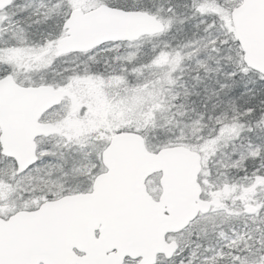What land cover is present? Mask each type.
I'll return each mask as SVG.
<instances>
[{"label":"snow or ice","instance_id":"snow-or-ice-1","mask_svg":"<svg viewBox=\"0 0 264 264\" xmlns=\"http://www.w3.org/2000/svg\"><path fill=\"white\" fill-rule=\"evenodd\" d=\"M0 264H264V0H0Z\"/></svg>","mask_w":264,"mask_h":264}]
</instances>
